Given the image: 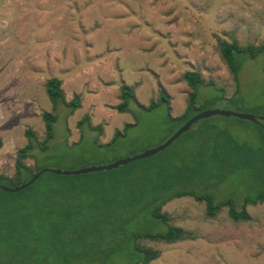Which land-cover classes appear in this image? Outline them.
<instances>
[{
    "label": "rangeland",
    "instance_id": "obj_1",
    "mask_svg": "<svg viewBox=\"0 0 264 264\" xmlns=\"http://www.w3.org/2000/svg\"><path fill=\"white\" fill-rule=\"evenodd\" d=\"M217 35L264 42V0H0V172L14 171L16 151L27 142L26 126L44 138L41 112L53 110L45 81L53 76L62 78L66 99L80 93L82 105L70 115L63 103L56 106L49 149L35 144L36 158H27L41 168L106 165L162 144L180 127L184 119L172 120L167 102L147 110L131 100L134 112L116 110L123 84L137 83V99L145 104L164 88L171 95V115L178 116L187 108L190 89L183 72L198 70L220 88L200 86L187 116L207 109L264 116V55L243 64L236 89ZM85 114L104 126L102 133L87 122L78 127ZM126 123L135 124L110 143ZM230 137L258 143L264 134L250 120L216 114L194 123L171 147L187 152L206 140L223 150ZM231 169L228 188L220 184L212 190L216 199L232 195L240 206L244 170ZM164 209L197 238L148 241L161 250L149 264H264V203L248 206L253 219L241 222L231 220L227 208L207 218L205 203L191 196L170 200ZM151 226L137 218L130 228ZM88 260L75 264H128L120 257Z\"/></svg>",
    "mask_w": 264,
    "mask_h": 264
},
{
    "label": "trees",
    "instance_id": "obj_2",
    "mask_svg": "<svg viewBox=\"0 0 264 264\" xmlns=\"http://www.w3.org/2000/svg\"><path fill=\"white\" fill-rule=\"evenodd\" d=\"M230 38L217 35V49L239 89V71L248 59L264 55V42L241 43L235 36ZM182 77L190 89L187 108L181 115H171V95L162 87L159 96L149 103L140 102L136 96L137 83L121 85L120 102L114 108L134 112L129 106L131 100L147 110L167 102L170 118L184 119L182 125L191 117L187 115L196 104L200 86L220 88L213 78L205 79L198 70H186ZM45 90L53 110L41 112L44 138L39 139L38 133L26 126L27 142L16 151L14 171L0 172V184L17 186L41 169L38 161L29 164L27 158H36L31 152L35 144L43 151L49 149L56 106L63 103L70 115L82 105L80 93L66 99L60 77L47 78ZM84 122L89 129L102 133L104 126L92 124L90 114L81 118L78 127ZM261 122L264 124V119ZM134 124L126 123L116 129L110 143L124 136ZM256 125L264 134V126ZM192 127L164 150L117 168L71 175L46 171L19 191L0 188V264H75L85 258L108 263L119 257L128 264H149L160 256L161 250L148 241L173 243L197 238L192 231L174 224L171 213L164 209L167 202L183 196L204 202L207 218H214L227 208L234 222L251 221L248 206L264 203V137L258 143L238 142L230 137L228 147L223 150L221 146L210 147L206 140L199 143L198 149L187 152L179 146L172 148ZM231 167L244 170L247 186L240 190L243 191L240 206L232 195L216 199L212 190L220 184L228 188L226 178L233 172ZM252 187H257L255 193L250 192ZM137 218L152 225L151 229L130 228ZM161 224L165 227L160 228Z\"/></svg>",
    "mask_w": 264,
    "mask_h": 264
},
{
    "label": "water",
    "instance_id": "obj_3",
    "mask_svg": "<svg viewBox=\"0 0 264 264\" xmlns=\"http://www.w3.org/2000/svg\"><path fill=\"white\" fill-rule=\"evenodd\" d=\"M223 115V116H237L240 118H244L247 120H251L255 123L261 124L264 126V124L261 122V120L264 119V116L262 115H257L254 113H248V112H239V111H234V110H229V109H207L200 111L196 113L195 115H192L189 117L180 127H178L172 135L169 136V138L163 142L162 144L149 148L141 153L134 154L129 157H125L122 159H119L117 161H114L112 163L106 164V165H96V166H88V167H83L79 169H73V170H63L59 168H49V167H43L36 172L33 173V176L26 182H23L22 184H19L17 186H7L4 184H0V188L6 190V191H19L30 184H32L36 179H38L44 172L46 171H52L57 174H64V175H71V174H82V173H87V172H94V171H102L106 169H113L117 168L121 165L127 164L131 161H134L136 159H141L145 158L151 155H154L165 148H167L169 145H171L182 133L187 131L194 123L199 121L200 119L212 116V115Z\"/></svg>",
    "mask_w": 264,
    "mask_h": 264
}]
</instances>
